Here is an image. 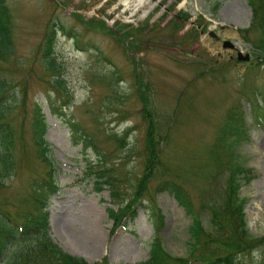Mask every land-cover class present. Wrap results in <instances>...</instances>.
<instances>
[{"label":"rangeland","instance_id":"1","mask_svg":"<svg viewBox=\"0 0 264 264\" xmlns=\"http://www.w3.org/2000/svg\"><path fill=\"white\" fill-rule=\"evenodd\" d=\"M6 1L15 54L4 67L14 70L9 75L14 83L24 82L27 120L22 128L25 156L17 145L16 175L5 181L11 189L3 194L11 190L22 194L49 169L31 140L28 118L36 103L47 125V157L57 170L59 191L47 206L48 236L54 244L88 264L103 259L110 264H141L148 259L154 237L169 256L188 258L193 217L162 186L174 174L181 175L184 195L203 228L212 232L209 210L202 204L223 210L231 164L249 171H237L241 183L237 198L243 202L249 236L264 239V66L258 65L261 59L253 45L260 33L251 27L248 0H146L147 11L128 9L123 0ZM180 12L189 20L183 24L184 16L179 18V29L167 25ZM77 14L84 23L100 20L106 29L84 26ZM53 23L62 29L55 40L56 73L43 59L44 37ZM246 30L244 37L241 31ZM223 42L235 49H222ZM237 52L248 54L249 62H238ZM215 62L216 71H209ZM54 79L69 89L70 99L55 89ZM138 84L158 126L153 136L156 164L151 169ZM235 109L244 118L245 134L219 145L226 114ZM252 109L263 113L259 122L253 120L257 115ZM21 117L14 111L10 118L16 130ZM75 123L77 132L72 128ZM89 137L99 154L84 148ZM101 169L118 179L121 200L132 201L136 209L134 219L126 217L116 231L107 210H117L120 200H111L110 189L99 193L95 175H88ZM145 175L142 196L134 200ZM249 176L246 182L243 178ZM156 209L164 218L160 230L152 221ZM34 243L31 238L14 243L0 263L18 260ZM71 249L83 256L71 254ZM238 264H264V243L240 255Z\"/></svg>","mask_w":264,"mask_h":264},{"label":"trees","instance_id":"2","mask_svg":"<svg viewBox=\"0 0 264 264\" xmlns=\"http://www.w3.org/2000/svg\"><path fill=\"white\" fill-rule=\"evenodd\" d=\"M248 4L253 13L251 27L253 26L256 30H259L260 33L257 44L253 43L254 48L259 52L256 56H259L261 59L258 62V65L264 66V0H248ZM217 9L218 7L215 5L213 11L216 12ZM76 17L77 19H80V17L82 18L79 14H77ZM181 17L184 19L183 24H185L190 18L186 13L180 12L178 15L174 16L167 25L175 23L176 29H179V18ZM99 21L91 20L84 23L81 20V23L92 29L99 26L95 30H101V28L106 29L103 27L104 24H99ZM12 25L13 21L10 7L6 0H0V260L4 258L7 250L14 243L31 238L35 240L33 248L20 255L18 260L10 264H30V262H33V264H88L81 258L73 257L64 253L57 245L53 244L48 237L49 214L46 209L50 198L58 190L56 183L57 172L53 163L47 157L49 145L44 140L47 126L45 118L42 115V109L36 103L33 104V108L28 118V121L30 122L31 140L37 148V152L40 155L42 162L49 169L42 178L35 179L22 194H15V191L13 190L7 195L3 194L11 189V186L8 183L9 181L7 183H5V181L16 175V167L18 166L15 161V152L17 145L19 146L20 154L25 156V150L23 147L24 131L22 128L27 120L25 115V100L27 97L24 82H21L20 84L14 83V80L9 78V75L13 73L14 70L11 71L4 67V63L10 59L13 60L15 54L12 41ZM121 27L124 30L130 29V27L126 25H121ZM58 28L59 27L53 23L44 37L43 59L48 68L51 71H55L54 73L57 72V64L54 58V47ZM153 28L154 26L148 31L152 32ZM59 29L62 30L61 28ZM193 31L197 35L195 28H193ZM189 32L190 31H188L183 37ZM241 33H243L245 37L249 31H241ZM122 35H126V33H123ZM123 37L128 38V36ZM127 45H129V43ZM217 64L218 63L215 62L214 65L211 64L207 69L210 68L209 71L214 72L217 69ZM53 82L56 86L55 89L58 90L60 94L65 95L68 99L71 98L70 91L65 85H63V83L58 79H54ZM140 86L141 85L138 84V97L145 105L143 120L147 122L148 145L146 150L152 157V162L148 168L151 169L152 165L156 164V160L154 159V157L156 158V155L153 154L155 152V141L153 136L158 126L153 119L152 112L148 108L149 101L147 97L139 89ZM64 105H67V103L64 102ZM235 110L236 112L233 110L232 114L229 112L226 114L218 139L219 145H222L226 138L235 137L236 140H239L243 134H245L243 128L244 118L242 114L239 113L238 109ZM14 111H20L22 113L21 118L23 119L17 130L13 127L10 121ZM252 112L257 115L253 120L259 122L261 118L260 115L263 117L261 110L257 111L252 109ZM73 128L78 131V125L74 124ZM231 145H228L227 147H231ZM84 148H93L96 150V147L93 145L90 138H87L84 142ZM227 157V162L231 163L233 161L231 155L228 154ZM20 160L24 161L22 158H20ZM229 167L231 173L227 179V185L222 200L223 210H220L217 207H213L210 210V206L202 204L203 208L209 210L210 227L212 232H207L203 228L199 218H197V214L193 210V206L184 195L185 192L180 183V181H182L181 175L176 173L173 175V180H169L165 185L163 184L162 190L170 192L177 204L181 206L186 213L193 217L192 224L189 228L190 240L187 243L189 255L188 258H174L169 256L163 250L160 241L157 238H154L150 243L148 260L141 264H238L240 255L244 253L250 254V252L264 243V239L257 240L249 236L244 220L243 202L239 201L237 198V191L241 185V183L239 184L238 182L237 171H243L247 174H249V171L246 172V170L240 167H235L234 164L229 165ZM91 173L92 172H90V174ZM93 174L96 176H94L96 180L95 184L97 185V190L99 192L106 187L110 189L111 200L114 202L115 200H120L117 210L108 209L107 211L109 218L113 222V230L123 225V221L126 217L134 219L136 209L133 208L132 201L127 204L128 202L121 200L122 196L117 187L119 183L118 179L110 175L111 173H109L108 170L104 169H101L98 172H93ZM146 177L147 176L145 175V178L142 180V186L137 189L138 191L134 195V200L142 196V190L145 189L147 183ZM251 178L252 176L243 179L248 182ZM152 218L154 225L156 224L155 227L157 230L161 229L163 226V216L159 214L158 210L157 215L152 216ZM222 234L224 235L223 237H221ZM94 264L110 263L106 259H103Z\"/></svg>","mask_w":264,"mask_h":264},{"label":"bare ground","instance_id":"3","mask_svg":"<svg viewBox=\"0 0 264 264\" xmlns=\"http://www.w3.org/2000/svg\"><path fill=\"white\" fill-rule=\"evenodd\" d=\"M123 3L125 4V6H126L128 9H130V8H138V7H141L140 9H144L145 11L148 10V7H147L148 2H147L146 0H123ZM127 8H126V9H127ZM62 248L68 251V249H67L64 245H62ZM69 251H70L71 254H75V255L83 256V255H81V252H80V254H79V253H78L76 250H74V249H71V250H69Z\"/></svg>","mask_w":264,"mask_h":264},{"label":"water","instance_id":"4","mask_svg":"<svg viewBox=\"0 0 264 264\" xmlns=\"http://www.w3.org/2000/svg\"><path fill=\"white\" fill-rule=\"evenodd\" d=\"M211 37L215 38L216 35L215 34H210ZM222 47L224 49H231L233 50L234 49V44L230 43V42H223L222 44ZM250 60L249 58V55L246 54L245 56L242 55L241 52H237V61H240V62H248Z\"/></svg>","mask_w":264,"mask_h":264}]
</instances>
